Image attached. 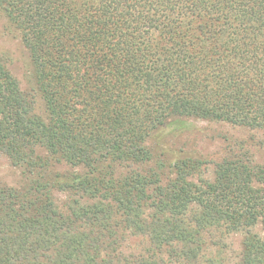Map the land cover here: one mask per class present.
<instances>
[{"label":"trees","instance_id":"obj_1","mask_svg":"<svg viewBox=\"0 0 264 264\" xmlns=\"http://www.w3.org/2000/svg\"><path fill=\"white\" fill-rule=\"evenodd\" d=\"M43 112L0 62V264H264V165L155 159L174 119L264 132V0H0ZM63 163L82 174L66 177Z\"/></svg>","mask_w":264,"mask_h":264},{"label":"rangeland","instance_id":"obj_2","mask_svg":"<svg viewBox=\"0 0 264 264\" xmlns=\"http://www.w3.org/2000/svg\"><path fill=\"white\" fill-rule=\"evenodd\" d=\"M0 62L9 74L16 80L20 90L34 96L35 112L42 113V101L36 93V86L32 76V66L27 51L23 47L19 33L9 23L0 10ZM243 146L258 164L264 165V132L232 126L223 122L202 121L194 118L172 119L161 132L153 136L149 142L152 152L159 160L164 161L165 170L162 182L174 178L170 168L172 164L183 158H193L205 163L202 170L191 179L196 183L212 181L214 165L226 157L230 149ZM62 177L76 172L82 174L81 169H72L63 163L54 167ZM202 179V180H201ZM20 181L19 173L4 156H0V182L9 186ZM261 237L264 233L259 227L254 229ZM220 242L226 247L223 257L224 264H238L242 234L224 236Z\"/></svg>","mask_w":264,"mask_h":264}]
</instances>
